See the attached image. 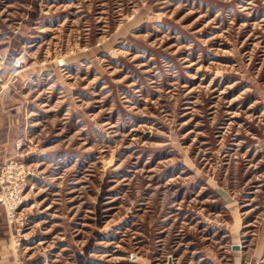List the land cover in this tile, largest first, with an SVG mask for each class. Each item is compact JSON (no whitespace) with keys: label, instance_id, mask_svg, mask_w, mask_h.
<instances>
[{"label":"rangeland","instance_id":"obj_1","mask_svg":"<svg viewBox=\"0 0 264 264\" xmlns=\"http://www.w3.org/2000/svg\"><path fill=\"white\" fill-rule=\"evenodd\" d=\"M0 89L13 264H264V0H0Z\"/></svg>","mask_w":264,"mask_h":264},{"label":"built area","instance_id":"obj_2","mask_svg":"<svg viewBox=\"0 0 264 264\" xmlns=\"http://www.w3.org/2000/svg\"><path fill=\"white\" fill-rule=\"evenodd\" d=\"M27 178L25 166L19 161L9 160L0 168V204H4L10 223L15 221Z\"/></svg>","mask_w":264,"mask_h":264},{"label":"crops","instance_id":"obj_3","mask_svg":"<svg viewBox=\"0 0 264 264\" xmlns=\"http://www.w3.org/2000/svg\"><path fill=\"white\" fill-rule=\"evenodd\" d=\"M10 96L6 90L0 89V98ZM21 108L15 107L13 104L10 106H2L0 104V133L3 134V137L0 138V159L5 158L3 151L8 152V149L11 150L13 143L9 142V137L12 133V125L14 122L20 123V119L14 117V114L17 113ZM7 148V149H6ZM6 149V150H5ZM4 213L3 207L0 204V264H13V254L11 251L10 238L8 230L4 225Z\"/></svg>","mask_w":264,"mask_h":264}]
</instances>
